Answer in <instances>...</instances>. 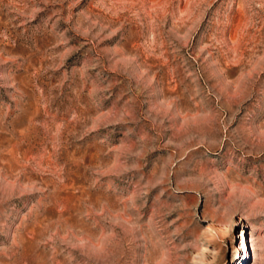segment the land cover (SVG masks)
I'll return each mask as SVG.
<instances>
[{"label":"rangeland","instance_id":"obj_1","mask_svg":"<svg viewBox=\"0 0 264 264\" xmlns=\"http://www.w3.org/2000/svg\"><path fill=\"white\" fill-rule=\"evenodd\" d=\"M0 264H264V0H0Z\"/></svg>","mask_w":264,"mask_h":264}]
</instances>
